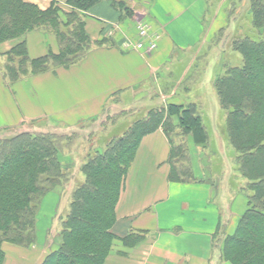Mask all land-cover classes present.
Here are the masks:
<instances>
[{
    "label": "trees",
    "instance_id": "16d2710c",
    "mask_svg": "<svg viewBox=\"0 0 264 264\" xmlns=\"http://www.w3.org/2000/svg\"><path fill=\"white\" fill-rule=\"evenodd\" d=\"M105 1L121 12L122 21L134 18L135 12L125 0H65L68 9L52 0L45 11L24 0H0V44L15 43L4 54L5 81L13 85L28 77L69 69L92 50L107 44V40L94 41L86 31L87 13ZM242 2L245 4L237 10L225 12L226 23L219 32L224 35L231 32L232 50L241 55L243 63L223 76L213 78V71L210 76L213 103L225 115L223 136L227 142L223 141L233 151V169L228 177L238 183V189L229 185L247 198L248 208L233 234H227L228 226L222 230L221 225L217 235L221 237L218 241L221 260L230 264H264V0ZM241 23L244 26L238 27ZM234 24L237 29L232 32ZM34 32L53 37L57 52L49 50L42 57L32 58L27 36ZM203 101L200 97H189L181 105L168 106L166 111L151 110L147 116L132 121L127 116L119 118L122 123L114 128L123 130L114 134L102 150L98 148L85 155L81 151L80 158L85 159L75 164L80 165L85 180L72 193L58 249L42 264L106 263L117 240L113 233L117 203L142 138L160 128L169 137L168 132L179 127L183 136L191 138L196 146L209 148L211 137L202 115ZM124 113L120 110L112 117ZM22 130L0 133H8V137L0 138V264L6 260L5 243L21 248L35 245L38 212L35 213L33 203L39 198L41 203L43 197L60 187L65 172L72 168L69 165L79 161L74 158H79V154L74 152L72 158L66 151L80 130L69 134ZM187 148L188 144L172 145L169 160L172 182L195 181L190 171L177 168ZM220 149L223 151V144ZM214 173L227 183L224 169ZM142 240L141 234H131L121 241L125 248H134Z\"/></svg>",
    "mask_w": 264,
    "mask_h": 264
},
{
    "label": "crops",
    "instance_id": "0c3cea01",
    "mask_svg": "<svg viewBox=\"0 0 264 264\" xmlns=\"http://www.w3.org/2000/svg\"><path fill=\"white\" fill-rule=\"evenodd\" d=\"M24 1L43 11L52 5V0ZM141 1L148 7L135 12V17L140 15L159 35L158 48L151 53L125 52L119 47L124 39H136L137 30L122 21L121 12L107 1L91 8L86 20L89 36L94 41L107 40V44L69 69L10 85L3 77L4 54L15 43L0 44V133L26 127L58 134L86 131L108 111L119 110L124 99L162 90L161 83L178 68L183 54L205 43L209 3ZM59 5L65 8V3ZM27 44L32 58L49 50L57 52L55 40L39 32L29 34ZM171 149V140L162 128L142 138L117 203L113 228L117 240L105 264H230L221 260L217 234L221 225L222 230L228 226L227 234L234 233L248 208L247 198L211 171V178L170 181ZM199 165L198 170L205 173ZM193 166L197 168V161ZM76 168L80 170V165ZM65 194L60 186L43 197L35 247H9L5 264H42L56 250L50 247L51 236L60 216L67 215ZM131 234H141L143 240L134 248H125L121 240Z\"/></svg>",
    "mask_w": 264,
    "mask_h": 264
},
{
    "label": "rangeland",
    "instance_id": "374dc122",
    "mask_svg": "<svg viewBox=\"0 0 264 264\" xmlns=\"http://www.w3.org/2000/svg\"><path fill=\"white\" fill-rule=\"evenodd\" d=\"M57 1H59L62 6L65 3V0ZM125 1L127 2V5L134 10V12L140 13L143 8L148 7V4L143 3L144 1L142 2L141 0ZM208 3H211V5L208 6V12L205 17V29L207 33L205 43L199 49L197 48L196 50H193L187 54H183L184 58L179 63L178 68L174 71V73L168 75V77L161 83L160 89L162 90H149L148 92H144L141 95H137L134 99L128 97L120 103L121 107H119V110H123L125 112L124 114H117L112 117V114L114 112L119 111L118 107H115L113 110L108 111L97 124L89 127L86 131H79V134H77L78 137L73 140L69 150L66 151V153L72 158L74 157L75 153L79 154V158H77V156L74 157L76 158V161L77 159H79V161L74 162L73 165H69V163H67L69 167L72 168L65 172L66 176L63 180L64 182L61 184V186H63L66 190L63 202L66 211L68 209L69 212L70 203L72 200V193L85 180L83 173H78L79 169L76 168V164L82 163L85 159H83L82 156V159L80 158L81 151L84 152L85 155L89 152L94 153L98 148H100L99 150H102V147H104L106 143H109L111 137L114 136V134L118 135L123 130L118 127L119 130L116 131V129L114 128L116 127V125L122 123V120L119 118L124 117L125 119V117L127 116V120L132 121L136 120L140 116H147L151 110L157 111L161 109L166 111L168 106L181 105L184 102L188 101L189 97L195 99L197 97H200L202 100H204L203 102L205 103V105L202 110V115L205 119V125L210 133L211 142L209 148H201L196 146L192 142L191 138L189 139L188 137H184L183 132L179 127L170 130L168 133L169 137L171 138L172 145L183 146V144H185L187 147L188 144L189 147L187 148V151L182 153L183 156L180 158L184 159L180 160L179 164L177 165V168H180V171H190L195 181H197L201 176L202 178L210 177V171L211 173H213L224 169L225 173L227 174L225 176L227 185H232L234 190L238 189V183L228 177V175H231L233 169V163L231 160L233 156V151L232 149H230L227 143L226 148V145L224 143V141L226 140L223 136V131L225 129V115L224 112L220 109L218 110L215 107L217 105L213 103L214 89L212 86L213 80L210 74H212V71L214 72L213 78L217 75L223 76L230 68L240 67L243 63L241 55L236 52H233L232 50L233 36L231 32H228L224 35V33L221 34L219 31L221 27H223L226 23L224 19L225 12H227V10H234L235 8L237 10V8L242 7V4H245V2L243 3L242 0H208ZM65 8L68 9L66 5ZM135 16L132 20L125 21L127 22L128 26L129 24H131V28L135 27V29L137 30V27L140 23L146 22H144L143 18L140 15H138L137 17ZM212 17H214L215 19L213 20ZM246 22L249 26L250 19L248 18V16L246 17ZM239 26H244V23L239 24L238 27ZM232 29V32H234V30L237 29V24L232 25ZM39 33H42L47 37H51L44 32ZM116 103L117 102H115V104ZM174 123L175 126H177L176 118L174 119ZM31 130L32 129L30 127H26L22 131ZM10 133L14 134L16 132ZM7 135L8 133L0 135V138H4L5 136L8 137ZM100 136H102V138ZM100 138L102 140H100ZM221 144H223V151H220ZM196 161L197 168L195 169L193 164ZM199 164H201V166ZM169 165L170 180L172 166L171 164ZM198 165L202 170H206L205 173H201L198 170ZM80 177H82V182L80 180ZM40 200L41 198H39L33 203V208L35 209L36 214L39 211ZM61 216L60 219L56 222L55 233H53L51 236V241L53 242L51 243L50 247H52V250L55 248L57 250L60 244V236L58 237V235H61L63 225L62 223L67 215L62 218ZM219 239H221V237ZM9 247L14 248L17 246L5 243L3 245V248L6 257V251ZM33 247H35V245H33L31 248L24 249L29 250ZM218 247L221 248V243H219Z\"/></svg>",
    "mask_w": 264,
    "mask_h": 264
},
{
    "label": "built area",
    "instance_id": "2783aa9c",
    "mask_svg": "<svg viewBox=\"0 0 264 264\" xmlns=\"http://www.w3.org/2000/svg\"><path fill=\"white\" fill-rule=\"evenodd\" d=\"M138 34L135 40L125 39L120 48L126 52H142L151 53L157 50L159 35L152 32L150 26L147 23H140L137 27Z\"/></svg>",
    "mask_w": 264,
    "mask_h": 264
}]
</instances>
